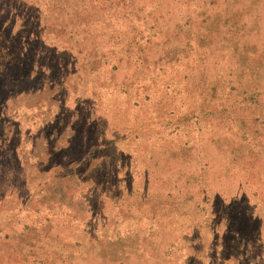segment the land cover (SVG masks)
<instances>
[{"label":"rangeland","instance_id":"374dc122","mask_svg":"<svg viewBox=\"0 0 264 264\" xmlns=\"http://www.w3.org/2000/svg\"><path fill=\"white\" fill-rule=\"evenodd\" d=\"M0 264H264V0H0Z\"/></svg>","mask_w":264,"mask_h":264}]
</instances>
